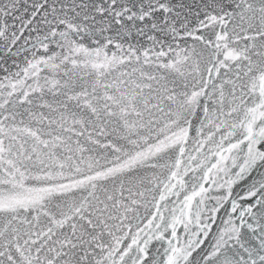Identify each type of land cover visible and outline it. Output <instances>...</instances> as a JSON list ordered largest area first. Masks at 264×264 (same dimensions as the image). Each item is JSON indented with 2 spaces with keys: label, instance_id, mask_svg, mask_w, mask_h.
I'll return each instance as SVG.
<instances>
[{
  "label": "snow or ice",
  "instance_id": "6c2138e0",
  "mask_svg": "<svg viewBox=\"0 0 264 264\" xmlns=\"http://www.w3.org/2000/svg\"><path fill=\"white\" fill-rule=\"evenodd\" d=\"M0 264H264V0H0Z\"/></svg>",
  "mask_w": 264,
  "mask_h": 264
}]
</instances>
